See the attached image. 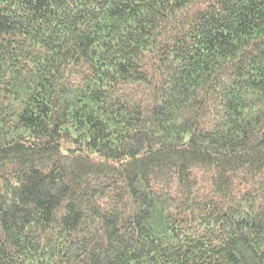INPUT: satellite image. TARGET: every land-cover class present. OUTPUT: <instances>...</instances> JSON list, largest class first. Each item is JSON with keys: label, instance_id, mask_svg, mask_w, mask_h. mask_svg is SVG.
<instances>
[{"label": "trees", "instance_id": "16d2710c", "mask_svg": "<svg viewBox=\"0 0 264 264\" xmlns=\"http://www.w3.org/2000/svg\"><path fill=\"white\" fill-rule=\"evenodd\" d=\"M0 264H264V0H0Z\"/></svg>", "mask_w": 264, "mask_h": 264}]
</instances>
